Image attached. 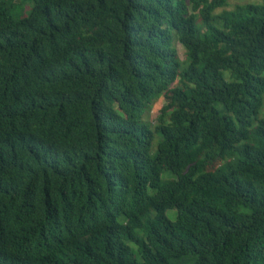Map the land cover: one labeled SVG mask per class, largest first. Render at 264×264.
<instances>
[{
  "label": "trees",
  "instance_id": "obj_1",
  "mask_svg": "<svg viewBox=\"0 0 264 264\" xmlns=\"http://www.w3.org/2000/svg\"><path fill=\"white\" fill-rule=\"evenodd\" d=\"M227 5L0 0V264H264V0Z\"/></svg>",
  "mask_w": 264,
  "mask_h": 264
},
{
  "label": "rangeland",
  "instance_id": "obj_2",
  "mask_svg": "<svg viewBox=\"0 0 264 264\" xmlns=\"http://www.w3.org/2000/svg\"><path fill=\"white\" fill-rule=\"evenodd\" d=\"M260 0H242V1H235V0H228V5L225 8V10L229 11L232 10L234 8V6L236 4H245V3H259ZM221 10H217L216 14L220 13ZM175 48L177 50L178 56L180 60H183L184 58V50L183 48L179 45V44H175ZM164 104V99H159L158 102H156L152 108V111L150 112V116L148 120H152L153 118H155L158 114H159V110L162 107V105ZM175 211H169L167 213V215L171 218V216H173V219L175 218Z\"/></svg>",
  "mask_w": 264,
  "mask_h": 264
},
{
  "label": "clouds",
  "instance_id": "obj_3",
  "mask_svg": "<svg viewBox=\"0 0 264 264\" xmlns=\"http://www.w3.org/2000/svg\"><path fill=\"white\" fill-rule=\"evenodd\" d=\"M175 211V210H174ZM176 212V211H175ZM176 214V213H175Z\"/></svg>",
  "mask_w": 264,
  "mask_h": 264
}]
</instances>
